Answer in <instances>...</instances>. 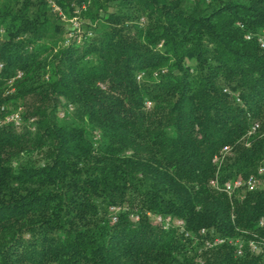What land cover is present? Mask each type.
<instances>
[{"label": "trees", "instance_id": "16d2710c", "mask_svg": "<svg viewBox=\"0 0 264 264\" xmlns=\"http://www.w3.org/2000/svg\"><path fill=\"white\" fill-rule=\"evenodd\" d=\"M39 2L0 0V264H264V171L211 184L264 169V0H79L69 42Z\"/></svg>", "mask_w": 264, "mask_h": 264}, {"label": "built area", "instance_id": "2783aa9c", "mask_svg": "<svg viewBox=\"0 0 264 264\" xmlns=\"http://www.w3.org/2000/svg\"><path fill=\"white\" fill-rule=\"evenodd\" d=\"M51 8L53 9L54 12L59 13L61 15L62 18H65V14L62 11V7L61 5H59L57 3L56 0H48ZM86 3L83 4V8H86ZM71 21L73 22L72 24V28L70 29L69 33H68V40L67 42L77 39L78 41H81L80 38H77V33L80 32V23L78 20L77 16H74ZM4 33V29L1 28L0 29V36L1 34ZM91 35V33H90ZM246 39L251 40L254 38L252 33H247L245 35ZM256 40L259 43L261 48H264V34H260L258 36H256ZM2 63H0V69L2 68ZM22 72L19 71L16 78L17 77H21L22 76ZM11 83H13V80H11ZM21 109L8 113L6 116L7 121L13 122L16 125H20L21 124ZM259 128V123H255L252 127V129L249 131V135L252 134L253 132L257 131ZM231 151V146L229 145H225L221 148V150L219 152H217L213 158V162L215 164L218 165V167L221 166L222 162L225 160L226 156L230 153ZM264 169L261 168L259 170V174H251L246 178H236L234 180H227L225 181L223 184L220 183L218 176H216L215 178H213L211 180V184L217 188V189H221L224 192H226L228 195H233L237 190L242 189V188H246L247 190H254L256 188H258L262 183V177L261 174L263 173ZM117 217H114V220H116ZM158 220L163 222L165 224V227L168 228L171 225L172 219L171 217H166L165 219L162 216H158ZM263 223V221H262ZM177 225L183 227L184 226V221L183 220H179L177 222ZM203 232H205V229L202 230ZM225 242L224 238L221 237H215L212 240H208L207 241V245L210 247H213L215 245H219L221 243ZM253 249H257V245L255 243H251ZM242 253V245H240V250H239V254Z\"/></svg>", "mask_w": 264, "mask_h": 264}, {"label": "rangeland", "instance_id": "374dc122", "mask_svg": "<svg viewBox=\"0 0 264 264\" xmlns=\"http://www.w3.org/2000/svg\"><path fill=\"white\" fill-rule=\"evenodd\" d=\"M39 1L40 0H32L33 5L37 10L39 9V7H41V3ZM73 1H74L73 2L74 6H73V11H71V13L66 12L65 9L62 8V11L65 14V18H62L59 13H57V14L61 17L62 21L64 22V26H65L66 30H68V31L72 28L73 22L71 21V19L74 16H77L79 23H80V29L81 30H79L80 32L77 33L76 37L83 40V38L85 37V33L83 31V26H84V23H86V19H88V16H86V14H84L85 11L82 12V10L80 9V7L78 5L79 0H73ZM89 36H90V34H89ZM14 90H15V87H8V88H5V93H11V92H14Z\"/></svg>", "mask_w": 264, "mask_h": 264}]
</instances>
